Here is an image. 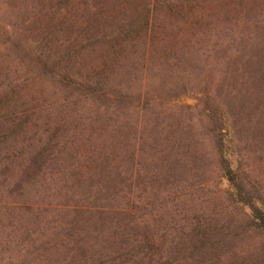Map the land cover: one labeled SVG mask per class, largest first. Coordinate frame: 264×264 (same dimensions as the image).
Instances as JSON below:
<instances>
[{
	"label": "trees",
	"instance_id": "obj_1",
	"mask_svg": "<svg viewBox=\"0 0 264 264\" xmlns=\"http://www.w3.org/2000/svg\"><path fill=\"white\" fill-rule=\"evenodd\" d=\"M23 1L32 5L31 10L43 12L39 21L45 22L46 33L35 43L21 40L18 31L0 19L2 173L20 168L25 154L38 172L54 157L59 166L88 173L97 164L92 155L67 146L74 144L80 125L72 127L68 121L77 116L84 118L80 122L91 120L80 114L85 105L120 111L144 110L152 103L147 91L131 94L123 91L122 83H112L122 62L130 58L178 62L181 50L200 44L205 33L225 38L223 32L232 28L251 31L264 14V0ZM5 60L14 65L3 66ZM182 89L187 92L185 85ZM211 112L206 131L232 188L228 199L232 212L218 218L216 213L184 215L174 209L168 210L167 220L155 223L141 214L146 203L139 204L133 185L125 191L113 188L110 198L99 197L87 205L78 195L71 196L74 213L90 224L91 264H264V199L248 190L224 157L223 135L218 133L224 126L222 116L218 108ZM68 125L74 130L73 140L63 142ZM97 158L105 168L111 166L108 155Z\"/></svg>",
	"mask_w": 264,
	"mask_h": 264
},
{
	"label": "rangeland",
	"instance_id": "obj_2",
	"mask_svg": "<svg viewBox=\"0 0 264 264\" xmlns=\"http://www.w3.org/2000/svg\"><path fill=\"white\" fill-rule=\"evenodd\" d=\"M30 6L23 0H0V19L21 40L35 43L45 35L46 24L39 21L43 12ZM259 21L251 31L225 30L227 39L205 33L200 44L181 50L178 62H122L112 83H122L131 94L147 91L152 103L144 110L120 111L85 105L80 114L91 120L80 122L84 118L77 116L68 121L72 127L80 125L74 144L67 146L92 155L97 164L88 173L59 166L54 157L38 172L36 164L28 163V154L20 158V168L0 172V264H91L90 224L74 213V195L87 205L110 198L113 188L125 191L133 185L139 204L146 203L141 214L155 223L167 220L168 210L174 209L226 218L233 208L228 202L232 188L206 131V116L215 108L224 124L218 130L224 157L248 190L264 199V14ZM69 125L63 142L73 140ZM98 154L108 155L109 168L97 160Z\"/></svg>",
	"mask_w": 264,
	"mask_h": 264
}]
</instances>
